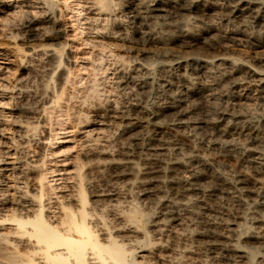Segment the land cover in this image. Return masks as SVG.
<instances>
[{"label":"bare ground","instance_id":"obj_1","mask_svg":"<svg viewBox=\"0 0 264 264\" xmlns=\"http://www.w3.org/2000/svg\"><path fill=\"white\" fill-rule=\"evenodd\" d=\"M44 1L50 8L54 5V0ZM88 1L90 3V12H88L89 16L87 15L86 18L90 25L92 23L105 25L110 22L118 24L124 17L127 18V15L132 21H139L141 24L143 23V27H140L137 31L142 42L140 46L141 48L136 46V44H134L135 42L132 44L131 41L127 42V40L125 42L123 41L121 45L122 48L124 47L127 49L126 51L133 50V52H135V50H137V52H141L144 57H146L143 59L148 58L151 60L153 58L170 56L169 59L174 58L173 61H171L173 63H171L170 67L175 66L183 68L187 64L192 65L193 67L198 68L200 76H203L210 81L207 86L205 85L206 88L202 91L196 87H187L188 91H185L184 93L177 95L168 94L167 99L163 103L158 102L161 104H158L153 108H137L139 117L130 119L120 130V138L126 136L133 138L135 142L137 141V143H139L138 148L135 150L122 148L123 151L115 156L107 146V140H105V144L99 143L98 139L101 136L104 137L101 134L105 131L103 133L100 131L101 134L99 135L101 136L97 133L98 137L96 136V138L98 139H93L87 134L88 136L84 138V143H86V145L82 151V155L87 158H92V160L89 159V170L88 168L87 170L96 173L98 177H102L107 171L111 172V175L114 174L117 177H122L124 179V189L115 187L116 184L106 188H99V186V189L94 188L95 186L93 182H86L84 179V165H78L76 167L75 172L73 171V179L75 180V183L73 184L72 189L70 192H64L60 197L55 198L56 202L52 201V198L50 197L52 193L50 194L48 192L49 190H46V185L41 178L33 182L30 190L22 185L16 186L15 184H7L5 187L6 189L3 190L4 192L0 197L1 264L167 263V260L165 259L169 258L166 255L168 247L165 244L164 238L167 240V237L170 236H172L175 241H182L184 243H186L191 237L194 239L196 238L198 243H205L210 247H213L215 251L218 250L224 255H227L231 262H234L232 259L233 257L240 258L241 264H250L251 262L249 263L247 260L245 252L237 251L238 249L235 250V243H242L243 247H248L250 244L258 245L263 248V252L261 251L263 257L259 258L261 259V262H264V233L261 231H254L245 237L237 235L235 238L234 235L230 236L231 234L229 235L230 237H225V235L223 236V234L217 233L215 224L213 225L214 221L211 222L205 214H201V211H207L208 209L204 207V203L198 200L197 196L202 195L203 197L206 193L210 192L207 190L204 183L228 186V181L220 174L195 168L192 164L191 156L205 146H213L219 149V152L222 151L225 153V156H229V158L234 157L238 160H248L252 163L253 170L250 173L246 171L241 173L240 177L238 176V180H236V184L244 192L248 201L255 205L256 208L264 209V195L259 192L260 188L263 186V183L259 181V175L261 169L264 167V142H258L251 148L241 147L238 151H235L234 145H232L230 141H227L228 137H226V134L230 132L225 133L223 129L218 128L217 126L222 123L221 126L223 128L232 129L239 135L247 138L250 135H264V127L261 129L258 124H256L257 122H251L246 119L245 121L242 120L244 119L242 113L238 116L229 115L230 117L224 115L225 117L222 116V118L217 121L218 123H215L214 135L198 138L197 135L202 130V123L204 122L196 121L192 117V114L196 113H194V111L202 110L201 112L203 114L205 112V120L203 121L208 122L209 117L206 113L209 112V108L207 105L203 106L200 104L198 106V101L200 102L203 97L217 99L219 93L223 94L225 93V90L230 91L226 89L227 86L231 87L255 83L254 86L259 89L261 96L263 95V70L258 67L246 65L244 63L245 61L243 62V59L246 57H254L259 60V62H264V0ZM231 19L235 20L236 24H231ZM216 20L227 21L228 25L225 29H222L221 26L219 27V25L216 24ZM42 25V22L37 18L29 24L33 39L31 44L32 47L28 52L23 51L25 48H22L23 50H21L11 39L13 38L11 36H3L0 39V72L8 70L7 65L9 63L4 61L8 59L7 56L13 57L23 67L25 63H28L33 59L35 53H38V55H48L53 59L60 58L61 50L43 45V40L39 37ZM103 29L104 28H100V30L96 29V31L90 32V38L92 41H95L97 44L101 43L102 45L103 43H106V45H108L107 43H110L111 46L113 45L112 43H114L115 45L116 40L112 37L114 35L110 36V34H106ZM163 34H166V36H163ZM97 47L99 48V46ZM109 53L108 54L111 55V52ZM147 72L148 70L145 74L148 75ZM184 78L190 85L191 79L188 77ZM15 82L20 81L17 79ZM169 90L165 91L169 92ZM95 92L92 94H95ZM252 99L254 98L251 97V100ZM248 100H250V98H248ZM99 105L100 106L95 110L97 113H108L112 115L113 119L119 120L122 113L118 110L116 103L115 105L113 102L108 103L105 106H102L101 104ZM9 106L10 105H8V107ZM88 108L90 107L88 106ZM3 111L4 110L2 109L1 112ZM21 111L27 114L30 110L28 108H22ZM85 114L86 112L82 115ZM5 119H7V117H5ZM168 119L169 122H166ZM2 120H0V122ZM93 121H91V118L89 119L86 117L85 126L96 127L97 129L106 126L104 124L105 122H103L104 120H101L99 123ZM23 124L21 123L18 127L25 131L24 136L22 137L26 138L29 136L30 132L32 134V131L35 128L29 124ZM94 130L90 129L88 133L91 132L93 135ZM5 131L7 130L5 129ZM166 131H172L173 135L175 134L174 139L167 137ZM139 132H142L141 136L138 134ZM113 135L115 136L117 133ZM5 139L6 138H4V140ZM10 156L7 158L4 157L5 160L3 161V164L0 165V173L8 171L10 168H15V158L13 159ZM38 169L40 168L34 166L30 170L33 172L38 171ZM39 174L40 176L43 175V173ZM135 188L138 191L137 193L135 192V197L141 202L138 206H134L132 202V192ZM167 189H171L179 195L177 201L172 202V204L168 206L164 220L161 223H156L154 228L152 226L153 231L151 232L154 235V237H152L147 230L148 213L145 211L147 208L144 204L147 200H157L164 196ZM88 194H90V199L88 198ZM174 196L171 195V197ZM136 201V204H138V200ZM244 206H246V204ZM182 209H185V215H181L183 213L180 214V210L182 212ZM254 213L255 212H253V214ZM255 214L257 215L258 213ZM198 220L202 221L204 224V227H202L204 229L201 230V228L200 231L198 230L194 235H191V233H189V224ZM256 223L258 224L259 230L264 229V221L257 219ZM173 224L179 226V228L182 229V232H173L170 230L171 225ZM246 225L248 224L246 223ZM221 228L224 229V227ZM223 232L224 231H222V233ZM191 241L189 239L190 243ZM173 245L174 243L172 246ZM183 246H185V244ZM180 248L183 249L182 246ZM181 249L180 251H183ZM198 249L197 251H200ZM180 254L178 256H180ZM189 254L192 255L191 253ZM216 255L218 256V253ZM197 256L201 257V255ZM171 258L172 257H170V260ZM191 258L193 259V257ZM196 260H198V258ZM223 262L225 263V261H222V263ZM169 263L171 264L172 262L169 261L168 264ZM184 264H186V262Z\"/></svg>","mask_w":264,"mask_h":264},{"label":"rangeland","instance_id":"obj_2","mask_svg":"<svg viewBox=\"0 0 264 264\" xmlns=\"http://www.w3.org/2000/svg\"><path fill=\"white\" fill-rule=\"evenodd\" d=\"M47 7L49 6L45 4L44 0H0V39L3 36H11L13 37L11 39L21 50L25 48V50L23 51L28 52L32 47L31 44L33 39L29 24L35 18H37L43 24L41 33H39V37L43 40V45L46 47L51 46L62 51L60 58H54L55 60L48 55H38V53H35L33 55V59L31 60L32 62L29 61L28 63H25L24 67L21 66L13 57L7 56L8 59L4 60L9 64L7 65L8 70H5L6 72H0V102H2L0 103V105H3L5 103V106H0V112L2 111V109L4 111L6 110V113L4 111L0 113V120H4L0 122V165L3 164L5 158L9 157L10 155L11 158H15L14 162L16 165L15 168H10L8 171L0 173V197L4 192L3 190L6 189L5 187L7 184H15L16 186L22 185L30 190L33 182L41 178L47 186H45L46 190H49L48 192L50 194L52 193L53 195H50L52 201H55V198L60 197L62 193L70 192V190L72 189V186L75 183V180L73 179V173L75 172L78 165H84V179L86 182H93L95 186L94 188H106L114 186L116 184L115 187L124 189V179L122 177H117L114 174L111 175V172L109 171H107V173L105 172L106 174H104L102 177H98L96 173L88 171L89 163L92 158H87L82 155V151L86 145V143H84V138L90 135L93 139H98L96 138L97 133L99 135L101 134V132L103 133L105 131L103 134H101L104 137L99 135L101 136L98 139L99 143L105 144V140H107L108 143L106 144H108L107 146L115 156L123 151L122 148L135 150L138 148L139 143H137V141L135 142L133 138H129L126 136L120 138V130L128 123L130 119L139 117L137 108H153L156 105L163 103L167 99L168 94L177 95L184 93L185 91H188L187 87H196L202 91L206 88L210 80L204 78L203 76H200L198 68H195L189 64L184 66L186 68L183 67L185 72L183 71L182 67H170L171 63H173L171 61H173L174 59H169L170 56H165L164 58H153L152 60L148 58L143 59L146 57H144L141 52H137V50H135V52H133V50L126 51L127 49H125L124 47L122 48L121 45L123 41L125 42L127 40V42L131 41L132 44L133 42H135L134 44H136V46H138L139 48H141L140 46L142 44L137 31L138 29H140V27H143V23L141 24L139 21H132V19H130L128 15L126 16L127 18L124 17L122 19V21L120 22L121 24H114L110 22L105 25H101L92 23L91 26L88 19L86 18L87 15L89 16L88 12H90V3L88 0H54V5L51 8ZM231 21V24H234L236 22L233 19H231ZM226 23L227 21L224 20H216V24H218L219 27L221 26L222 29H225V27L228 25V23ZM100 28H104L103 31L106 32V34H110V36L114 35L112 37H114L116 40L115 45L114 43H112V46L110 45V43H107L108 45H106V43H103V46L101 43L97 44L95 41H92V39L90 38V32L96 31V29L100 30ZM163 36H166V34H163ZM97 46H99V48ZM109 47L112 49H110ZM109 52H111V55H109ZM243 62L246 65L261 68L264 73V62H259V60L255 59L254 57H246L243 59ZM143 70H148V75L145 74L146 71L144 72ZM184 77H188L189 79H191V86L188 82H186ZM17 79L20 82H15L17 81ZM254 85L255 83L231 87L227 86L226 89L230 91L225 90V93H219L217 99H213L212 97H203V99L201 98L200 102L198 101V106L200 104L203 106H208L209 112L206 114L209 117V121H203L205 120V112L203 114L201 112L202 110L194 111V113H196L192 114V117L196 121L204 122L202 123V130L199 132L197 137L202 138L204 136L207 137L214 135L213 132L214 127L216 126L215 123H218L217 121H219L224 115L226 117H230L238 116L242 113V116L244 117V119L242 120L245 121L246 119L251 122H257L256 124H258V126L263 129L264 93L261 96L259 89H257V87ZM59 89L61 90V92ZM169 89H172L173 92ZM165 90H169V92ZM93 92H95V94H92ZM252 95H254L255 97ZM251 97L254 99L251 100ZM248 98H250V100H248ZM143 99H145L146 101ZM97 102L102 106H105L106 104L111 102H113L114 105L116 103L118 110L122 113L119 120L113 119L112 115L108 113H97L95 110L100 106ZM8 105L10 106L8 107ZM88 106L90 108H88ZM22 108H28L30 110L29 113H23L21 111ZM88 111L90 112V114ZM85 112L86 114L82 115ZM5 117H7V119H5ZM86 117H88L89 119L91 118V121L94 120L93 122L95 123H99L101 120H104L103 122H105L104 124L106 126H102L100 128L101 130L99 128L97 129L96 127H86ZM166 122H169V119ZM21 123L29 124L35 128L33 130L34 132L32 131V134L30 132L29 136H31L26 137L28 139L22 137L24 136L25 131L18 127V125H21ZM221 124L222 123H220L217 127L223 129L225 133L230 132L226 134V137H228L227 141H230L232 145H234L235 151H238V149L241 147L251 148L258 142H264V135L262 134L258 136L250 135L247 138L239 135L232 129L223 128ZM89 128L91 130H94L95 128V130L93 131V135L91 134V132H89L90 134L88 133V131L90 130ZM5 129L7 131H5ZM116 133L117 135L114 136L113 134ZM138 134H140L141 136L142 132H139ZM166 136L170 139H174L175 134L173 135L172 131H166ZM4 138L6 139L4 140ZM24 139L27 142H25ZM10 140L12 143L10 142ZM191 156L192 164L195 168L220 174L228 181V186H219V184L204 183L205 187H207V190H209L210 192L206 193V195H204L203 197L202 195L197 196L198 200L204 203V207L208 209L207 211H201V214H205V216L209 218L211 222L214 221L213 225L215 224L217 233L223 234V236L225 235V237L234 235L235 238L237 235L245 237L246 235L254 231H261L262 233H264V229L259 230L258 224L256 223L257 219H261L262 221H264V212H262L264 211V209H258L255 205L248 201L244 192L236 184V180H238L241 173H243L244 171L250 173L253 170L252 163H250L248 160H238L234 157L229 158V156H225V153H223L222 151L219 152V149L213 146H205L204 148H201L193 153ZM34 166L39 167L41 170L38 169V171L32 172L30 169ZM263 169L264 167L261 169L259 175V181L263 183V186L260 188L259 192L260 194L264 195ZM39 173H43V175L40 176ZM166 191L167 192L164 194V196L160 197L159 199L147 200L144 204L147 208L145 209V211L146 213H148L147 230L148 232H150V235L152 237H154V235L151 231H153L154 226L156 225V223H161L164 220V216L167 212L168 206H170L172 202L177 201L179 195L177 192L171 189H167ZM135 192H138L136 188L132 192V202L134 206H138L141 202L135 197ZM171 195L175 196L171 197ZM88 198L90 199V194H88ZM136 200H138V204H136ZM245 204L246 206H244ZM253 212L258 213L257 215L260 217H258L255 213L253 214ZM260 212L263 214H261ZM185 213V209H182V212L180 210L181 215H185ZM246 223L248 225H246ZM202 226L204 227V224L201 220L193 221L189 224V233H191V235H194L196 231H200L201 228V230L204 229ZM221 227H224V229H222ZM178 229L181 231H179ZM170 230H172L173 232H182V229L175 224L171 225ZM222 231L224 232L222 233ZM226 233L228 236L226 235ZM164 239L165 244L168 247L166 255L169 258L165 259L167 260V263L151 262L150 264H168L169 261L172 262L171 264H184L185 262L186 264H241L240 258L233 257L232 259L234 262H231L229 261V257L227 255H224L218 250L215 251L213 247H210L205 243H198V240L196 238L194 239L193 237L189 238L190 241L192 240L191 243L189 242V239L186 243L182 241L177 242L172 236L167 237V240L166 238ZM173 243L174 245H176L172 246ZM184 244L185 246H183ZM251 245L252 244L248 245V247H243L242 243H235L234 248L235 250L238 249L237 251L245 252L247 260L249 261V263L251 262L250 264H264V262H261L260 259L261 257H263V248L259 247L258 245ZM181 246L183 249L180 248ZM200 247H204L205 249L203 248L202 250V248ZM180 249L183 251H180ZM197 249L200 251H197ZM189 253H191L192 255H190ZM215 253H218V256ZM179 254L180 256H178ZM196 254L201 255V257H198ZM170 257H172L171 260ZM191 257H193V259ZM197 258L198 260H196ZM222 261H225V263H222Z\"/></svg>","mask_w":264,"mask_h":264}]
</instances>
